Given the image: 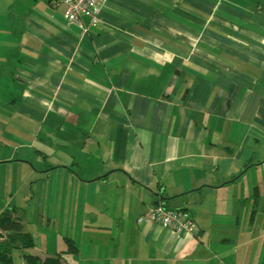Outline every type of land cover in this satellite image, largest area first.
Listing matches in <instances>:
<instances>
[{
	"label": "crops",
	"instance_id": "1",
	"mask_svg": "<svg viewBox=\"0 0 264 264\" xmlns=\"http://www.w3.org/2000/svg\"><path fill=\"white\" fill-rule=\"evenodd\" d=\"M6 1L0 181L14 171L55 234L31 254L264 264V0H108L84 27ZM156 200L195 232L138 223Z\"/></svg>",
	"mask_w": 264,
	"mask_h": 264
},
{
	"label": "built area",
	"instance_id": "2",
	"mask_svg": "<svg viewBox=\"0 0 264 264\" xmlns=\"http://www.w3.org/2000/svg\"><path fill=\"white\" fill-rule=\"evenodd\" d=\"M108 0H55V6H62L63 15L68 24L84 27V18L96 22L100 9ZM150 222L171 230L178 238L191 235L196 230V223L186 209L166 208L164 204L152 209L138 219V223Z\"/></svg>",
	"mask_w": 264,
	"mask_h": 264
},
{
	"label": "rangeland",
	"instance_id": "3",
	"mask_svg": "<svg viewBox=\"0 0 264 264\" xmlns=\"http://www.w3.org/2000/svg\"><path fill=\"white\" fill-rule=\"evenodd\" d=\"M9 5H11V0H8ZM1 5L6 7L7 1L0 0ZM11 179L7 180L5 183L0 181V215L6 209L15 210V216L22 217L24 224H26L29 231L33 232L35 235V243L40 244L41 239L44 243V239H47L48 242L55 237V234L52 233V227L48 226L49 222L46 219H41V213H47L46 210V203L43 204V208H39V204L30 198L27 202H21V195H20V185L19 181L15 180V173L14 171L10 172ZM30 193L29 195L33 194L32 189L29 187ZM32 197V196H31ZM37 210L40 214L35 218V212ZM33 212V213H32ZM250 226V225H249ZM256 227V226H255ZM251 228V227H250ZM55 229V228H54ZM56 230V229H55ZM36 233V234H35ZM31 250L26 251H14L13 258L16 264H22L24 254H31ZM86 259V258H84ZM80 264H85V261H80Z\"/></svg>",
	"mask_w": 264,
	"mask_h": 264
},
{
	"label": "trees",
	"instance_id": "4",
	"mask_svg": "<svg viewBox=\"0 0 264 264\" xmlns=\"http://www.w3.org/2000/svg\"><path fill=\"white\" fill-rule=\"evenodd\" d=\"M15 210H5L0 215V264H16L13 252L26 251L35 248L33 235L25 230L19 218L14 217ZM66 251L57 253L53 257L41 259L32 254H24L23 264H70L66 261V254H76L78 247L70 239L67 240Z\"/></svg>",
	"mask_w": 264,
	"mask_h": 264
},
{
	"label": "water",
	"instance_id": "5",
	"mask_svg": "<svg viewBox=\"0 0 264 264\" xmlns=\"http://www.w3.org/2000/svg\"><path fill=\"white\" fill-rule=\"evenodd\" d=\"M157 196V194H156ZM160 205V200H156L153 204L154 208L158 207Z\"/></svg>",
	"mask_w": 264,
	"mask_h": 264
}]
</instances>
